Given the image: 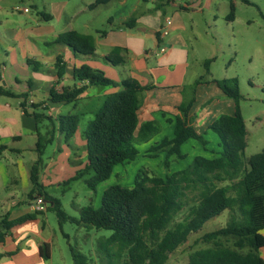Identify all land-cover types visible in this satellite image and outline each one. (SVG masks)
Returning <instances> with one entry per match:
<instances>
[{
	"label": "trees",
	"instance_id": "1",
	"mask_svg": "<svg viewBox=\"0 0 264 264\" xmlns=\"http://www.w3.org/2000/svg\"><path fill=\"white\" fill-rule=\"evenodd\" d=\"M111 1L96 0L91 7ZM243 1L248 3L247 0ZM40 15L51 19L49 14ZM227 20H235L233 3ZM124 25L130 26L128 22ZM54 43L70 47L76 55L91 57L96 52L95 38L74 30L61 33ZM120 51V48H114L107 55V61L114 66L123 64L125 60L119 55ZM212 61L204 62L207 73ZM64 73V67L58 68L59 78ZM73 76L79 82H87V85L64 88L61 93L51 90L52 103H76L93 86L121 87L103 98L83 132L87 164L64 182V185H70L92 173L85 182L90 190L96 192L100 184L112 177L116 166L138 158L140 153L137 146L149 142L160 132V127L154 120L139 122V93L150 89L149 86H142L133 78H125L118 83L104 71L89 65L74 69ZM201 83L196 81L191 90L194 92L195 86ZM207 83H215L235 105L233 115H221L209 127L219 138L221 150L218 156H196L184 169L169 173L173 163L186 160L187 155L182 152L186 142L196 140L204 149L208 144L204 135L198 133L193 125L190 111L195 97H192L178 107L174 137L163 139L152 146L148 153L150 158L165 153L163 169L167 174L162 176L150 167L140 168L132 186L117 184L107 188L103 192L101 205L98 208H84L79 220L66 215L60 201L50 196L41 183L40 175L45 166L43 157L47 146L54 143L57 134L63 135L68 143L77 132L80 116L66 114L54 119L44 113H34L38 126L37 160L30 170V199H34L35 194L42 195L50 205L47 210L56 212L60 226L71 222L111 231L109 237L98 240L96 254L102 264H167L170 256L188 242L191 234L197 233L206 222L224 212L230 216L226 226L199 239L198 242L207 247L191 253L189 264H264L259 253L264 248V150L245 160L247 130L239 104L242 97L238 79L211 80ZM0 95L27 96L3 88H0ZM22 107L28 113L25 103ZM43 121H47L44 132ZM43 214L35 212L13 221L3 218L0 221V242L12 227ZM180 214L182 218L176 220ZM152 235L161 236L156 248L151 247L146 239ZM71 252L74 264H92L90 257L76 252L73 247ZM39 253L43 260H50V244H41ZM3 256L0 255V258Z\"/></svg>",
	"mask_w": 264,
	"mask_h": 264
},
{
	"label": "crops",
	"instance_id": "2",
	"mask_svg": "<svg viewBox=\"0 0 264 264\" xmlns=\"http://www.w3.org/2000/svg\"><path fill=\"white\" fill-rule=\"evenodd\" d=\"M95 1L85 2L80 8L68 12L66 0H53L49 2V8L46 0H43V9L34 0H0V88L27 95L26 98L0 95V221L3 218L13 221L35 213L32 209L34 199L29 197L32 189L30 170L37 160L38 126L34 113H46L57 119L60 115H66L63 113L65 106L72 105L76 111L80 101L90 99L89 93L96 86L89 87L76 103L50 101L51 90L61 93L64 88H73L78 84L73 71L83 65L104 71L118 83L125 78H133L142 86L150 87L139 93V122L142 124L154 120L158 123L160 132L149 142L137 146L140 154L136 160L142 158L145 165L154 170V164L163 165L165 153L152 159L147 156L149 150L163 139L174 137V120L179 114L178 107L192 97H195L190 111L194 119L193 125L198 133L204 135L208 144L204 149L196 140L186 142L182 146V152L187 155L186 160L173 163L169 173L184 169L196 156L213 158L221 150L219 138L209 127L221 115H233L234 102L215 83H207L217 79L201 74L193 80L189 79L195 64L204 67L206 60L215 59L213 54H209V49L198 46L201 34L193 15L203 12L202 1L112 0L93 8L91 5ZM101 7L114 8V14L102 20V29L95 27L92 21L93 15ZM41 13L49 14L51 19L44 18ZM82 15L86 17L78 24V18ZM167 17L172 19L170 33L165 39H161L159 32ZM127 22L130 26L124 25ZM206 25L209 27L211 24L206 22ZM71 30L95 38L94 56L76 55L70 47L54 43L61 33ZM205 33L208 35V32ZM162 43L167 46V51L158 54V47ZM114 48L121 49L119 55L125 60L119 66L112 65L106 59ZM62 67L65 68V73L59 78L57 71ZM196 81L202 83L195 86L193 92L191 89ZM81 85L85 86L87 82H81ZM103 88L105 87L98 89L100 101L106 95L121 89ZM23 103L27 105L28 113L22 107ZM86 107L71 113L80 116L77 132L73 140H70L72 152H68V148L64 146H59L57 150L67 157L75 174L87 164L81 119L88 114H84L85 112L94 116L100 106L89 108V104H86ZM58 137L64 139L61 134H57L56 138ZM26 139L29 144L25 148L22 143ZM26 151L34 157L26 159ZM51 162L54 165L57 160L51 159ZM53 165L45 164L41 171L40 180L46 190L50 186L64 185L70 179L60 183L59 179L53 178L50 172ZM125 166L127 164L116 166L112 177L117 175L116 170H119L118 176L122 175L120 172L124 173ZM166 174L167 171L164 170L161 175ZM40 216L42 215L38 217ZM38 217L12 227L5 234L0 242V255H4L0 258V264H52L53 238L47 233L45 222ZM43 243L51 246V258L48 261L43 260L39 253V247Z\"/></svg>",
	"mask_w": 264,
	"mask_h": 264
},
{
	"label": "rangeland",
	"instance_id": "3",
	"mask_svg": "<svg viewBox=\"0 0 264 264\" xmlns=\"http://www.w3.org/2000/svg\"><path fill=\"white\" fill-rule=\"evenodd\" d=\"M34 1L38 2L40 9H43V0ZM51 1L53 0H46L48 8L51 7L49 5ZM66 1H68V12H73L80 8L85 2H93V0ZM176 1L190 3L193 0ZM201 1L204 6L203 12L193 15L198 22V32L201 34L198 46L200 45V47L209 49V54H213L215 59L209 67V73H207L205 67H198L195 64L189 74V79L193 80L199 74L217 80L238 79L242 97L239 104L247 130V147L245 150V160H247L264 150V0H247L248 3L243 0ZM231 3L235 7L234 21L227 20ZM110 14H114V8L101 7V10L93 15V25L102 29V20ZM84 17L86 15L78 18V24ZM206 22L211 25L208 27ZM205 32H208V35ZM98 89L99 87H94L89 93L91 98L80 101L76 107V111L72 105H67L64 107L63 113L71 114L81 109H86V104H89V108L100 106L102 100L100 101L97 96ZM103 89H112V87H105ZM84 114L87 115L81 119L80 125L82 130H85L88 123L94 118L89 112H85ZM46 124L47 121L41 123L42 132H44L43 129ZM208 140L211 139L209 138ZM71 141L66 143L64 139L56 138L52 145L47 146L43 157L44 164L53 165L51 159L57 160L50 172L53 178L60 180V183L75 174V169L69 164L67 157L57 152L59 146H64L68 148V152H72L69 147L72 143ZM27 144H29V140L26 139L22 143V146L26 148ZM147 156L149 158V154ZM24 157L30 160L34 155L26 151ZM145 161L149 162L146 159ZM154 162H157V160H154ZM142 167H148L142 158L127 164L124 167V173L120 172L122 175L118 176L119 170H116V172L118 171L117 175L102 183L96 192L90 190L85 182L92 173L71 182L70 185L50 186L47 192L50 196L60 201L61 209L66 215L79 220L84 208H98L101 205L103 192L107 188L117 184L132 186L138 170ZM154 168L157 172L163 174L162 164H154ZM38 218L42 222H45L47 233L53 238L52 264H74L71 247L76 252L90 257L93 260L92 264H102L98 261L96 254L98 240L109 237L112 234L111 231L96 230L93 227L87 228L84 225H76L71 222H66L60 226L57 214L52 209L47 210ZM181 218L182 214L177 216L176 220H180ZM229 219V213L224 212L220 216L206 222L200 231L191 234L188 242L170 256L167 264H189L191 253L207 247L206 244L198 242L199 239L206 233L226 226ZM160 237L152 235L147 236L146 239L151 247L156 248ZM259 253L264 259V248Z\"/></svg>",
	"mask_w": 264,
	"mask_h": 264
},
{
	"label": "built area",
	"instance_id": "4",
	"mask_svg": "<svg viewBox=\"0 0 264 264\" xmlns=\"http://www.w3.org/2000/svg\"><path fill=\"white\" fill-rule=\"evenodd\" d=\"M23 11L27 12L28 9H22ZM172 23V19L170 17H167L165 19V22L162 26V28L160 29V32H159V37L161 39H165L169 33H170V25ZM167 51V46L162 43L159 47H158V54H164L166 53ZM78 87L79 86H82L81 85V82H78ZM32 209L34 212H39V213H45L48 209V205L46 203V200L45 198L42 196V195H39L37 194L35 197H34V201L32 203Z\"/></svg>",
	"mask_w": 264,
	"mask_h": 264
}]
</instances>
